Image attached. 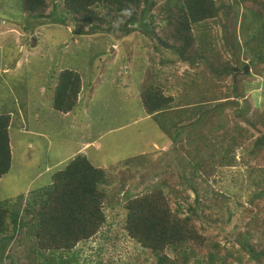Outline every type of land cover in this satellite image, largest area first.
<instances>
[{"label":"rangeland","instance_id":"1","mask_svg":"<svg viewBox=\"0 0 264 264\" xmlns=\"http://www.w3.org/2000/svg\"><path fill=\"white\" fill-rule=\"evenodd\" d=\"M61 2L54 0V17L21 22L22 0H0V23H4L2 18L7 21L4 25L7 29L0 30V112L5 110L10 113V123L15 122L11 125L13 163L10 172L1 179L0 202L6 197L13 202L24 192L26 198L23 202H26L34 190L48 182L49 172H46L53 167L52 164L60 161L61 166L76 154L85 152L93 165L106 169L103 189L108 194L103 202L105 217L97 234L79 242L73 249L77 264H148L152 259L126 232L124 205L152 185L160 189L161 184L168 181L179 189L183 188L181 178L186 172L192 175V162L197 157L202 159L205 156L208 160L213 158L210 155L215 154L216 159H221L223 125L227 118L228 127L236 122L246 127L252 133L251 140L246 142L248 146L235 148L237 163L230 166L204 165L208 181L203 185L209 193L201 194L200 198L203 201L205 195L207 198L217 189L227 193L232 200L230 204L234 213L230 219L222 218L220 228L214 230L215 225L211 228L222 246L236 257L241 256L240 260L226 259L224 264H264V261L260 263L249 257L238 242L228 239H237L238 232L243 233L250 228L251 243L257 250L264 249V167L257 164L258 158L264 157V146L262 155L257 153L255 158L257 141L254 136L259 132L253 127L248 128L251 119H238L229 112V106L224 112L217 109L215 102L223 103L225 98L214 96L209 99L207 93L203 96L199 92L212 91L205 89L208 83L217 88L212 74L203 65L193 67L178 61L177 73L179 76L183 74V80L186 77L185 66L191 75L204 74L195 77L194 82L188 74L189 83L180 86L181 90L191 93L192 99L202 101V119L197 125L187 126L185 137L184 134L176 135L178 142L173 143L162 132L155 116L146 113L140 95L142 90L152 85L156 89L161 81L172 83L174 79L171 77L170 81L167 78L170 71L167 72L166 68L173 65L169 61L165 64L159 62L168 58L170 51H162L164 55L159 53L155 49L159 41L144 36L140 30L119 40L106 33L76 35ZM243 11L241 6L237 29L243 20ZM222 24H214L213 30L218 35H223ZM3 60L5 65L11 62V66L15 67L4 69L1 66ZM202 61L208 63L203 58L199 63ZM63 68L76 69L82 79L80 102L71 114L56 112L52 107L53 90ZM251 71L249 67V72L239 76L242 79L246 75L249 80L244 85V98L250 103L246 115L255 117L264 112V75L253 70L249 76ZM223 79L220 78V82ZM176 86L171 87L172 91L163 88L164 94L170 91L178 98L180 94ZM187 105L182 107L188 109ZM256 108L258 111H254ZM19 124H24V127L20 128ZM93 140L95 142L86 150L83 147L77 151L84 142ZM153 140L157 148L150 153V163L132 167L124 164L127 157L149 153ZM200 145L203 148L199 149ZM204 168L197 179L205 180L202 174ZM41 174L43 176L40 177ZM162 191L168 193L167 189ZM186 191L193 199V191L188 188ZM22 214L24 217L23 209ZM30 217L25 216L26 219ZM30 232H14L7 251L12 254V249L14 252L19 250L13 254L15 262L11 263V257L6 254L3 261L0 258V264H50L44 260L34 261L31 245L35 240L27 234ZM14 245L17 247L12 248ZM58 255L60 257V252ZM70 255L67 253L66 257Z\"/></svg>","mask_w":264,"mask_h":264},{"label":"trees","instance_id":"2","mask_svg":"<svg viewBox=\"0 0 264 264\" xmlns=\"http://www.w3.org/2000/svg\"><path fill=\"white\" fill-rule=\"evenodd\" d=\"M61 3L65 10L63 12L73 23V33L76 35L106 33L119 40L140 30L144 36L159 41L155 47L159 53L164 55L162 51H170L172 56L159 62L165 64L169 61L173 65L166 68L167 72L170 71L167 78L174 79L170 80L172 83L161 81L156 89L152 85L142 90L140 95L146 113L155 116L162 132L173 143L178 142L176 135L184 134L185 137L187 126L197 125L202 119V101L192 99L191 93L181 90L180 86L189 83L188 74L194 82L195 77L203 73L191 75L189 68L185 66L186 77L183 80V74L179 76L177 73V63L181 61L193 67L203 65L212 74V81H216L217 88L208 83L205 89L212 91L199 92L203 96L207 93L209 99L214 96L225 98L223 103L215 102L217 109L224 112L225 107L229 106V112L234 113L238 119H251L248 128L253 127L259 132L254 136L257 142L253 156L256 158L257 153L262 155L264 112L255 117L246 115L250 110V103L244 98V85L249 80L246 75L242 79L240 76L234 78L233 73L235 66L242 67L248 63L252 68L251 73L254 70L255 73L264 75V0H62ZM53 5L54 0H22L21 22H28L33 18L54 17L56 3L52 8ZM241 6L244 11L239 30L238 9ZM124 9L130 10L131 15L125 14ZM216 23H223V35L214 32ZM201 58L208 63H199ZM220 78H224L223 82H220ZM175 84L178 86L176 91L180 94L178 98L170 93ZM163 88L170 91L164 94ZM81 89L80 73L73 68L61 69L53 90L54 110L71 114L80 102ZM184 104H188L189 108L182 107ZM10 121L9 113L0 114V182L10 172L13 163ZM226 121L223 125L221 159H216L215 154L210 155L213 158L208 160L205 156L202 159L197 157L192 162V175L189 176L186 172L181 178L186 182L182 183L183 188L179 189L168 181L161 184L160 189L152 185L124 205L126 232L139 242L146 255L152 259L148 264H224L226 259H241V256L236 257L232 251L229 252L222 246L217 234L211 229L213 225L214 230L220 228L221 219H230L234 213L230 197L224 191L215 189L207 198L205 195L203 201L200 198L201 194L209 193V189L206 190L203 185L208 181V172L204 165L211 163L230 166L237 163L235 148L248 146L246 142L251 140L252 133L246 127L238 122L228 127L227 118ZM154 144L153 140L149 153L127 157L124 164L130 167L146 166L150 163V153L157 148ZM204 146L207 147V144ZM201 147L202 145L199 149ZM117 164L122 165L119 162ZM257 164L264 167V157L258 158ZM203 168L205 180L197 179ZM103 169L93 165L85 152H80L58 170L50 173L48 182L34 190L26 202H23L25 192L13 199V202L10 198H4L0 202L2 261L4 255L9 254L11 263L15 262L13 254L19 250L14 252L12 249V254L7 251V246L14 239V232L23 234L30 230V234H27L35 240L31 245L34 261L77 264L73 249L79 242L93 236L105 217L103 202L108 191L103 189L106 180V169ZM186 188L195 194L193 199ZM162 189H167L168 193H164ZM25 216L31 217L26 219ZM11 230L14 232L11 233ZM250 231V228L246 229L243 233H237L239 238L228 239L238 242L249 253V257L262 263L264 249H255L250 241ZM16 247L14 245L12 248ZM67 253L71 255L66 257Z\"/></svg>","mask_w":264,"mask_h":264},{"label":"clouds","instance_id":"3","mask_svg":"<svg viewBox=\"0 0 264 264\" xmlns=\"http://www.w3.org/2000/svg\"><path fill=\"white\" fill-rule=\"evenodd\" d=\"M124 12H125V14H127V15H131V11L130 10H128V9H124L123 10ZM1 21H3L4 23H0L1 24V26H0V29H4V28H6L4 25L7 23V21L4 19V18H2L1 19ZM93 35H95V34H93ZM87 36H91V35H87ZM249 66V67H251L250 66V64H248V63H246L245 65H243L242 67H238V66H235L234 67V73H233V76H234V78H237V76H239V75H241L242 73L244 74V72H246L245 71V66ZM252 72V71H251ZM250 72V73H251ZM236 73V74H235ZM249 73V74H250ZM234 98V97H233ZM149 116H151V115H149ZM12 146V145H11ZM82 148V147H81ZM81 148L79 149V150H77V151H80L81 150ZM13 151V150H12ZM82 151H84V150H82ZM60 168V165L57 167V168H55L54 166L52 167V168H49L48 169V171L46 172V173H48L49 172V174L50 173H53L54 171H56V170H58ZM43 174V173H42ZM25 194H26V192H25ZM25 194H24V198H26L25 197ZM100 228H98V230H99ZM97 230V231H98ZM97 231L93 234V236L95 235V234H97ZM92 237V236H91ZM89 239V238H88ZM87 240V239H86Z\"/></svg>","mask_w":264,"mask_h":264},{"label":"crops","instance_id":"4","mask_svg":"<svg viewBox=\"0 0 264 264\" xmlns=\"http://www.w3.org/2000/svg\"><path fill=\"white\" fill-rule=\"evenodd\" d=\"M7 28H4V29H0V30H6ZM15 64H16V62H15ZM1 66L4 68V69H11V68H14L15 67V65L14 66H11V62H10V65H5V60H3V61H1ZM54 109V108H53ZM55 111V110H54ZM57 112V111H56ZM1 113H7L5 110H3L2 112H0V114ZM60 113V112H59ZM10 114V113H9ZM11 115V114H10ZM13 123L15 124V122H13L12 121V125H13ZM24 125V124H23ZM23 125H20L19 124V127L21 128ZM24 127V126H23ZM95 142V140H93V141H86V142H84L82 145H81V147L83 148V149H87L88 148V146L91 144V143H94ZM80 147V148H81ZM79 148V149H80ZM81 148V149H82ZM78 149V150H79ZM12 150H13V148H12ZM53 166H59L60 165V161H59V163H56V164H52Z\"/></svg>","mask_w":264,"mask_h":264},{"label":"water","instance_id":"5","mask_svg":"<svg viewBox=\"0 0 264 264\" xmlns=\"http://www.w3.org/2000/svg\"><path fill=\"white\" fill-rule=\"evenodd\" d=\"M245 68H246L245 69L246 73L249 72V66L247 65V66H245Z\"/></svg>","mask_w":264,"mask_h":264}]
</instances>
